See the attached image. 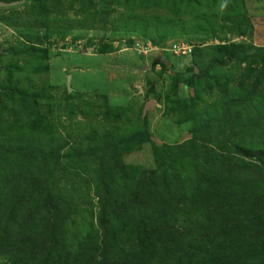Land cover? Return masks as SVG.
Segmentation results:
<instances>
[{
  "label": "rangeland",
  "instance_id": "rangeland-1",
  "mask_svg": "<svg viewBox=\"0 0 264 264\" xmlns=\"http://www.w3.org/2000/svg\"><path fill=\"white\" fill-rule=\"evenodd\" d=\"M175 42L191 52L174 54ZM148 100L155 104L143 115ZM227 102L235 103L231 121L222 115ZM191 141L195 154L227 161L241 160L237 146L264 148V0H24L0 8L1 175L30 179L35 190L66 189L119 162L140 178L181 166ZM107 142L116 159L103 156ZM186 176L178 183L195 180ZM225 182L236 198L254 192Z\"/></svg>",
  "mask_w": 264,
  "mask_h": 264
},
{
  "label": "trees",
  "instance_id": "trees-1",
  "mask_svg": "<svg viewBox=\"0 0 264 264\" xmlns=\"http://www.w3.org/2000/svg\"><path fill=\"white\" fill-rule=\"evenodd\" d=\"M234 104L222 108L229 121ZM107 143L103 156L116 159ZM193 143L181 166L143 170L140 178L119 162L92 168L66 189L35 190L30 179L0 174V256L8 264H264V148L237 146L241 160L227 161L195 154ZM184 176L195 180L181 185ZM225 181L260 191L236 198Z\"/></svg>",
  "mask_w": 264,
  "mask_h": 264
},
{
  "label": "built area",
  "instance_id": "built-area-1",
  "mask_svg": "<svg viewBox=\"0 0 264 264\" xmlns=\"http://www.w3.org/2000/svg\"><path fill=\"white\" fill-rule=\"evenodd\" d=\"M151 45L146 46L145 48H150ZM170 50L176 55H184L191 52V46L184 42H175L171 45Z\"/></svg>",
  "mask_w": 264,
  "mask_h": 264
},
{
  "label": "water",
  "instance_id": "water-1",
  "mask_svg": "<svg viewBox=\"0 0 264 264\" xmlns=\"http://www.w3.org/2000/svg\"><path fill=\"white\" fill-rule=\"evenodd\" d=\"M24 0H20V1H3V0H0V8H6V7H12V6H16L18 4H21L23 3ZM167 64H169L168 61H166ZM197 72V70H196ZM155 104V101L154 100H148L144 103V106H143V115L146 114L147 112V109L151 106V105H154Z\"/></svg>",
  "mask_w": 264,
  "mask_h": 264
},
{
  "label": "clouds",
  "instance_id": "clouds-1",
  "mask_svg": "<svg viewBox=\"0 0 264 264\" xmlns=\"http://www.w3.org/2000/svg\"><path fill=\"white\" fill-rule=\"evenodd\" d=\"M224 5H222V7H223Z\"/></svg>",
  "mask_w": 264,
  "mask_h": 264
}]
</instances>
